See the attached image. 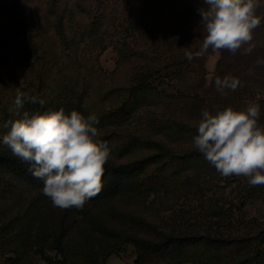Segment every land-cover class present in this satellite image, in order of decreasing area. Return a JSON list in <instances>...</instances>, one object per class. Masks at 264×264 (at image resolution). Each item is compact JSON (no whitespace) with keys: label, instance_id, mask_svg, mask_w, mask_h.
I'll return each mask as SVG.
<instances>
[{"label":"rangeland","instance_id":"374dc122","mask_svg":"<svg viewBox=\"0 0 264 264\" xmlns=\"http://www.w3.org/2000/svg\"><path fill=\"white\" fill-rule=\"evenodd\" d=\"M55 1L63 4L62 11L52 5L54 0H0V123H6L3 107L15 100L17 88L33 91L37 55L50 70V82L60 78V67L67 61L64 54L69 52L56 32L62 19L69 40L77 30L87 38L79 45L77 60L92 78L86 97L90 109L111 118L98 129L99 138L112 149L109 162L114 165L158 159L164 147L177 156L194 151L195 135L185 126H197L202 110L215 112L229 105L241 109L257 92L259 122L264 124V65L255 63L264 58V20L255 30L251 55L243 54V49L236 54L210 49L189 61L182 48L200 47V9L207 7L203 0H180L177 15L153 31L140 30L139 10L133 9L137 0H110L116 13L106 22L85 15L84 10H93L99 0ZM159 2L138 0L147 7ZM258 14L264 16V7ZM45 53L51 56L49 61ZM225 75L238 78L243 86L221 95L214 81ZM145 85L171 100L147 95L137 108L119 111L127 89ZM185 96L192 99L186 102ZM153 117L170 118L171 123L151 125ZM7 131L0 128V135ZM138 132L147 142L136 144ZM1 147L11 152L2 143ZM160 168L151 166L136 187L135 180H129L118 193L88 201L82 210L62 211L52 207L39 184L0 167V239L18 238L30 246L34 264H68L63 253L87 258L77 264H139L134 240L158 242L166 237L246 238L241 256L264 250V186H250L244 176L222 177L206 159L173 176L164 171L159 183H153L150 172L156 174ZM239 259L225 264H237Z\"/></svg>","mask_w":264,"mask_h":264},{"label":"clouds","instance_id":"9594fccd","mask_svg":"<svg viewBox=\"0 0 264 264\" xmlns=\"http://www.w3.org/2000/svg\"><path fill=\"white\" fill-rule=\"evenodd\" d=\"M206 8L200 9L202 41L196 51L183 47L185 57L205 56L209 50L219 54L227 51L251 55L255 30L264 16L259 10L264 0H203ZM256 65H264L257 58ZM221 95L242 87L236 77L217 76L214 81ZM261 93L236 109L227 106L215 112L204 109L197 124L192 146L215 168L222 177L244 176L250 186H264V124L261 116ZM25 102L45 103L16 89L15 110ZM12 109H10L11 111ZM95 114L85 117L76 110L66 114L59 110L36 113L8 123L0 128L8 131L0 135V143L11 150L13 156L31 165L32 175L43 181L42 194L53 208L82 210L89 200L103 188L106 164L112 158V149L101 140Z\"/></svg>","mask_w":264,"mask_h":264},{"label":"trees","instance_id":"16d2710c","mask_svg":"<svg viewBox=\"0 0 264 264\" xmlns=\"http://www.w3.org/2000/svg\"><path fill=\"white\" fill-rule=\"evenodd\" d=\"M98 1V0H97ZM110 0H99V4L93 10H84L85 15L92 19V21H109L115 16L116 7L110 6ZM141 2V1H140ZM180 0H162L154 7L139 4L138 0L133 5L134 10H139L137 16L141 17L139 20L140 30L153 31L162 26L169 17L177 15L178 8L181 5ZM58 10H63L62 5L58 1L52 3ZM138 8V9H137ZM58 14V12L56 11ZM141 15V16H140ZM111 18V19H110ZM76 31V35L69 40V34L65 27L64 21L61 19L56 27V32L59 40L64 47L63 52L66 53V60L60 67L58 80L52 79L50 82V70L46 71V64H42L43 56L37 55L34 65H36L35 87L32 92H28L31 96H37L43 99L45 103L41 106L39 103L32 104L25 102L23 107L18 111L15 110L14 101L6 102L3 107L4 119L6 123L22 118L24 112L29 115L36 113H46L63 108L66 114L72 110H76L87 117L89 114H95L99 119L97 127H104L110 124L111 118L105 113H93L87 102V95L90 89L92 78L88 73L86 65L77 60V51L82 41H87L83 32ZM29 34V32L27 33ZM88 37V36H87ZM76 49V50H75ZM72 50V51H71ZM44 56L49 61L51 57L48 53ZM55 60V57H54ZM70 72L67 75V71ZM140 90L143 93L140 94ZM128 93L125 95V100L122 105V110L128 111L137 108L143 103V98L147 95L159 98L162 101L171 100L170 96H161L151 86L145 85L142 88H129ZM16 96V95H15ZM4 98V97H3ZM186 102L192 98L185 96L182 97ZM177 99V98H176ZM10 109H12L10 111ZM124 109V110H123ZM121 117V115H116ZM151 125H159L161 127L171 123L170 118L160 117L151 118L149 120ZM186 129L197 134L196 125H187ZM136 144L147 142L144 134L138 132L136 134ZM205 160L204 156L198 151H190L184 155H174L165 147L159 153L158 159L153 157L137 160L132 163L114 165L112 162L106 164V171L103 176V188L101 192L89 201L97 200L103 196L116 194L129 180H135L134 186L136 187L137 181L141 180L140 176L146 173L148 169L161 166V171L154 174L150 172L149 177L152 178L153 183H159L158 177L162 174L170 173L175 175L185 171L188 165L197 161ZM0 167L6 169L12 175H16L30 183L39 184L43 187V181L36 179L30 170L31 165L22 162L17 157L13 156L11 152L5 151L0 148ZM164 169V170H162ZM165 171V172H164ZM163 178V177H162ZM151 180V179H150ZM163 180V179H162ZM169 180V178H168ZM151 182V181H149ZM143 189V188H141ZM134 239V238H133ZM134 242L138 246V256L136 262L139 264H192L198 262H208L211 264H225L226 261L233 260L240 256L237 264H261L264 260V250L256 248L247 256H241L243 248L248 244L246 238L223 239V238H210V237H166L158 242L147 240L135 239ZM31 248L18 238L4 241L0 239V264H34L31 258ZM64 260L68 264H77L80 261L85 262L83 254L72 255L63 253ZM56 264H63L58 261Z\"/></svg>","mask_w":264,"mask_h":264}]
</instances>
